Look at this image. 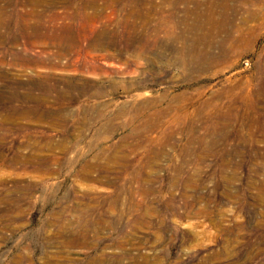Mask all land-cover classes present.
Here are the masks:
<instances>
[{
	"label": "rangeland",
	"instance_id": "1",
	"mask_svg": "<svg viewBox=\"0 0 264 264\" xmlns=\"http://www.w3.org/2000/svg\"><path fill=\"white\" fill-rule=\"evenodd\" d=\"M0 264H264V0H0Z\"/></svg>",
	"mask_w": 264,
	"mask_h": 264
},
{
	"label": "bare ground",
	"instance_id": "2",
	"mask_svg": "<svg viewBox=\"0 0 264 264\" xmlns=\"http://www.w3.org/2000/svg\"><path fill=\"white\" fill-rule=\"evenodd\" d=\"M143 17V16H142ZM210 21V20H208ZM209 24V23H208ZM212 25V24H211ZM35 32H39V28L38 27H35L34 29ZM237 106L235 107V110H236ZM237 111V110H236ZM220 119V118H219ZM210 143H213V141H211ZM214 144V143H213ZM202 152V151H201ZM203 156V155H202ZM206 158V157H205Z\"/></svg>",
	"mask_w": 264,
	"mask_h": 264
}]
</instances>
